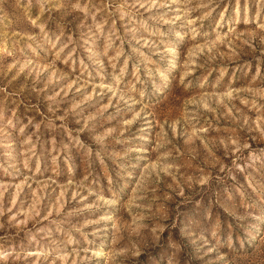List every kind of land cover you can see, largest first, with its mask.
Masks as SVG:
<instances>
[{"label": "rangeland", "instance_id": "374dc122", "mask_svg": "<svg viewBox=\"0 0 264 264\" xmlns=\"http://www.w3.org/2000/svg\"><path fill=\"white\" fill-rule=\"evenodd\" d=\"M0 264H264V0H0Z\"/></svg>", "mask_w": 264, "mask_h": 264}]
</instances>
